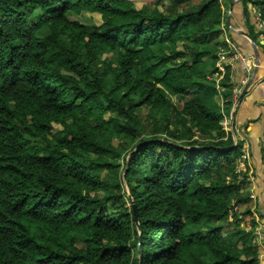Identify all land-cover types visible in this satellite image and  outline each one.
<instances>
[{
	"label": "trees",
	"instance_id": "1",
	"mask_svg": "<svg viewBox=\"0 0 264 264\" xmlns=\"http://www.w3.org/2000/svg\"><path fill=\"white\" fill-rule=\"evenodd\" d=\"M162 1L0 0V264H261L232 0ZM231 6L259 45L264 0Z\"/></svg>",
	"mask_w": 264,
	"mask_h": 264
},
{
	"label": "crops",
	"instance_id": "2",
	"mask_svg": "<svg viewBox=\"0 0 264 264\" xmlns=\"http://www.w3.org/2000/svg\"><path fill=\"white\" fill-rule=\"evenodd\" d=\"M227 14L228 18L226 20L230 23H237L238 26L243 28L238 17L239 11L237 15L233 14L231 6V10L228 8ZM233 39L240 46L245 56H255L257 54V66L247 75L248 88L239 99L234 111L230 112L225 118L228 119V128L233 140L242 141V146L249 156L248 164L252 175H250L248 195L249 197L250 195L255 197V200L251 199L250 201L253 207H257L254 214L257 215L259 230L263 233L257 243L262 258L264 256V44L259 38V45H257L240 34L234 35ZM234 75V82L245 76L240 65L235 68Z\"/></svg>",
	"mask_w": 264,
	"mask_h": 264
},
{
	"label": "built area",
	"instance_id": "3",
	"mask_svg": "<svg viewBox=\"0 0 264 264\" xmlns=\"http://www.w3.org/2000/svg\"><path fill=\"white\" fill-rule=\"evenodd\" d=\"M258 9H252L251 15L253 18V25L255 27L256 32H258L259 37L264 41V22L260 19V14L258 13ZM224 41L226 43V47H221L218 53V60L216 62V67L218 70V74H214V77L217 79V88L218 81L222 78L224 72H225V65L229 67L230 69V76L231 79H233L234 71H235V65L238 63L243 71L248 73L251 71V69L254 67V62L251 58L245 57L240 50L225 36L224 32ZM246 77L240 79L238 82H236L233 86V94H234V100L237 99V97L240 95L242 88L246 84ZM235 106V104H234ZM248 154L243 150L241 157L238 161V165L242 167L241 173H248V175L251 174L248 166ZM250 198L252 200H255V197L253 195H250ZM259 236L260 231H259Z\"/></svg>",
	"mask_w": 264,
	"mask_h": 264
},
{
	"label": "clouds",
	"instance_id": "4",
	"mask_svg": "<svg viewBox=\"0 0 264 264\" xmlns=\"http://www.w3.org/2000/svg\"><path fill=\"white\" fill-rule=\"evenodd\" d=\"M257 9V7H251L250 9H251V11H252V9ZM228 16V14L226 13V18H228L227 17ZM226 25H227V29L228 30H230L231 32H234V33H236V34H238L239 35V32H241V31H244L243 30V28H241L240 26H235V25H233V23H230V21H228V20H226ZM233 26V27H232ZM255 28V27H254ZM256 31V30H255ZM245 32V31H244ZM246 33V32H245ZM258 33V32H257ZM241 35V34H240ZM243 36V35H242ZM244 37H246V38H248L249 39V41L251 42L252 40L248 37V35L247 36H244ZM258 38L262 41V43L264 44V41L259 37V34H258ZM231 41V40H230ZM232 42V41H231ZM233 43V42H232ZM234 44V43H233ZM235 45V44H234ZM236 46V45H235ZM237 47V46H236ZM238 48V47H237ZM239 49V48H238ZM240 50V52L242 53V51H241V49H239ZM243 54V53H242ZM244 55V54H243ZM245 56V55H244ZM245 57H249V58H251L252 59V61L254 62V67L252 68V69H254L256 66H257V63H256V57L255 56H252V55H249V56H245ZM239 64L237 63L236 65H235V68L238 66ZM242 69V68H241ZM251 69V70H252ZM243 70V69H242ZM250 72V71H249ZM248 72V73H249ZM244 73H245V76L244 77H246V80H247V75H248V73H246L245 71H244ZM234 77H235V75H233ZM243 77V78H244ZM230 78H231V76H230ZM240 79H242V78H240ZM231 82H233V86H234V84L236 83V82H234L233 81V79H231ZM238 82V81H237ZM247 82V81H246ZM247 85V83L244 85V87L242 88V91H241V93H240V98L244 95V93L246 92V90H247V88H246V90L244 91V93H242L243 92V89L245 88V86ZM238 96V97H239ZM237 97V98H238ZM239 103V101H237V99H235L234 100V94H233V105H232V108H231V110H230V112H233L234 111V109L236 108V105ZM234 104H235V106H234ZM229 112V113H230ZM226 117V116H225ZM224 117V121H223V126H224V128L226 129V130H229L230 131V129L228 128V119H226ZM234 142H236V140H233ZM243 150H244V147L242 146V152H243ZM242 154V153H241ZM241 157V156H240ZM248 160H249V156H248ZM239 161V160H238ZM248 163V162H247ZM248 166H249V164H248ZM249 168V170H250V172H251V174L250 175H252V171H251V168H250V166L248 167ZM247 173V172H246ZM247 175H248V173H247ZM250 175L248 176V178L249 179H251L250 178ZM256 217V216H255ZM260 231V230H259ZM260 235H261V237H262V234H261V232H260ZM260 239V238H259ZM259 241V240H258ZM258 241H257V243H258ZM259 258L261 259V257H260V255H259Z\"/></svg>",
	"mask_w": 264,
	"mask_h": 264
},
{
	"label": "rangeland",
	"instance_id": "5",
	"mask_svg": "<svg viewBox=\"0 0 264 264\" xmlns=\"http://www.w3.org/2000/svg\"><path fill=\"white\" fill-rule=\"evenodd\" d=\"M134 7L137 9L146 7L147 5H153L155 3V0H131ZM166 3V0H163L158 7H160L161 4ZM233 4V1H232ZM76 19L80 20L83 23L86 24H91V25H97L100 22V16L98 13H83L80 16H76ZM233 25L238 26L237 23H233ZM233 27V26H232ZM103 57H105V55H103ZM170 99V97H168ZM125 197L127 196L124 193ZM128 198V197H127ZM129 200L126 199V201ZM231 218L229 217L228 220H230ZM227 220V221H228ZM78 245L82 246L80 243H78ZM261 264H264V256L260 259Z\"/></svg>",
	"mask_w": 264,
	"mask_h": 264
},
{
	"label": "water",
	"instance_id": "6",
	"mask_svg": "<svg viewBox=\"0 0 264 264\" xmlns=\"http://www.w3.org/2000/svg\"><path fill=\"white\" fill-rule=\"evenodd\" d=\"M232 1H235V0H232ZM231 5H232V2H231ZM231 5L229 6V10H231ZM239 34H241L243 36H247V34L244 31L239 32ZM255 57H257V54H255ZM247 87H248V84L245 86L242 93H244V91L246 90ZM239 99H240V96L237 98V101H239Z\"/></svg>",
	"mask_w": 264,
	"mask_h": 264
},
{
	"label": "bare ground",
	"instance_id": "7",
	"mask_svg": "<svg viewBox=\"0 0 264 264\" xmlns=\"http://www.w3.org/2000/svg\"><path fill=\"white\" fill-rule=\"evenodd\" d=\"M238 171H239V169H238Z\"/></svg>",
	"mask_w": 264,
	"mask_h": 264
}]
</instances>
